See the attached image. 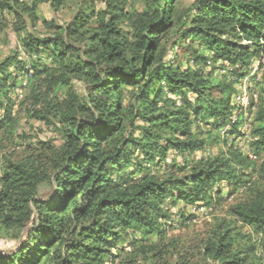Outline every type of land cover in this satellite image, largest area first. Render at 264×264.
<instances>
[{
	"label": "trees",
	"instance_id": "obj_1",
	"mask_svg": "<svg viewBox=\"0 0 264 264\" xmlns=\"http://www.w3.org/2000/svg\"><path fill=\"white\" fill-rule=\"evenodd\" d=\"M177 2L0 0V32L7 15L25 57H0V140L18 135L16 73L24 113L60 140L19 143L0 162V239L17 243L0 264H264V72L230 124L237 85L264 56V0ZM42 3L72 16L46 19ZM244 115L253 158L227 143L244 137ZM226 124L227 149L194 157ZM221 181L244 194L183 249L164 228L167 200L208 208Z\"/></svg>",
	"mask_w": 264,
	"mask_h": 264
},
{
	"label": "rangeland",
	"instance_id": "obj_2",
	"mask_svg": "<svg viewBox=\"0 0 264 264\" xmlns=\"http://www.w3.org/2000/svg\"><path fill=\"white\" fill-rule=\"evenodd\" d=\"M194 0H178L177 2V11H184L186 10ZM96 9H99L103 6L102 2L96 3ZM40 15L45 17L46 19H54L58 24L63 25L69 21L72 16V11H68L66 9L60 10L58 12H53L47 3H42L39 6ZM5 26L3 27L2 31L0 32V57H3L8 54H12L14 51H20L19 56L23 59L24 54L21 51L20 44L18 43L17 37L13 30L10 27V17L6 15V20L4 21ZM35 31L42 32V28L39 27ZM32 32V30H31ZM179 33H172L169 37L168 41V48L170 47L171 43L175 38L178 36ZM181 42L190 43L193 45L195 49L199 48L197 43H193L189 40H182ZM171 51H169V54ZM205 54H209L208 51H205ZM34 57V55H33ZM169 58V57H168ZM258 66L255 67V71L250 79L249 90L254 89V84L261 81V75L264 72V56H261L258 59ZM258 67V70L256 68ZM222 74H226L225 69L220 70ZM217 73V72H216ZM18 78L20 82L18 83L17 87L11 91L10 95L14 100L13 110L18 113L19 115V127H18V135L12 137H2L0 140V162L3 159L4 155H13L17 154L21 146V144L25 143H37L38 141H49L51 140L53 144L60 143V140L52 130L51 126H48L41 122L40 120H36L26 116L24 113V109L26 105H23L21 102L23 101L24 96L26 95L28 89V82L25 73L19 74ZM214 75V74H213ZM217 76V75H215ZM219 77V76H217ZM228 78V77H227ZM73 88L77 92H84V86L79 81H73ZM214 93H217L216 91ZM256 95L255 92H253ZM256 97V96H255ZM242 124L238 126L237 129L240 130L242 125L244 127V131L248 128L250 130V119L245 118L242 120ZM231 127L230 124H226L220 131V137L218 142L209 143L205 146L204 149L198 150L194 152V157H201L207 155H214L217 150H226L228 144H232L234 148L238 149L243 155L253 158L254 155L250 151V148L247 143V138L245 137H236L233 138V135H228L227 143L225 144V133ZM16 133V134H17ZM216 137V136H215ZM233 187L229 185L225 181L217 182V184L213 187V195L214 197H218L213 201V206L208 208L203 206L202 211H198L195 213L192 211L193 205L197 204H187L185 205L182 201L177 202L176 204L170 205L169 199L167 207L169 208L170 218L165 225V230L167 231V236L172 237V239H177V244L182 245L183 249L187 247H192L199 241L202 237H204L205 232L211 227L212 219L214 216H222L223 211L222 208H225L228 203L241 197L244 193L240 192V189L234 193ZM215 191H218L215 192ZM234 193V197H227V195H231ZM219 195V196H217ZM222 195L224 196V200L222 201ZM216 201V202H215ZM199 206V207H198ZM202 205L198 203L197 208H200ZM184 214L182 217L181 214ZM190 214H193V219L186 221L185 224H181L182 221L185 220ZM155 240V239H154ZM176 241V240H175ZM17 243L13 240H3L0 239V253L7 254L15 250Z\"/></svg>",
	"mask_w": 264,
	"mask_h": 264
},
{
	"label": "built area",
	"instance_id": "obj_3",
	"mask_svg": "<svg viewBox=\"0 0 264 264\" xmlns=\"http://www.w3.org/2000/svg\"><path fill=\"white\" fill-rule=\"evenodd\" d=\"M258 59L256 61H254L249 73L246 74L245 76H243V78L239 81V83L237 85V92L234 96V103L236 105V108L234 109L233 114H231V116H230V124L234 123L237 120L239 115L244 112L245 107L248 105L250 79H251V77L255 71V67L258 66V64H257ZM258 67L256 68V70H258ZM245 118H248L247 115H244L242 117V120ZM249 119H250V117H249ZM240 130L245 134L244 137L248 139V134H249L248 128L246 129V131H244V127L242 125V128H240ZM244 187L245 186L241 187L240 191ZM197 205L191 206L192 211L195 213H198L199 210L202 211L201 209H203V206H201L200 208H197Z\"/></svg>",
	"mask_w": 264,
	"mask_h": 264
}]
</instances>
